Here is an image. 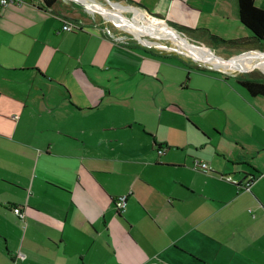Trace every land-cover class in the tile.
<instances>
[{"label":"crops","instance_id":"crops-1","mask_svg":"<svg viewBox=\"0 0 264 264\" xmlns=\"http://www.w3.org/2000/svg\"><path fill=\"white\" fill-rule=\"evenodd\" d=\"M153 27L179 45L153 50ZM241 78L264 81V41L238 0L6 7L0 264H264V96Z\"/></svg>","mask_w":264,"mask_h":264},{"label":"trees","instance_id":"trees-1","mask_svg":"<svg viewBox=\"0 0 264 264\" xmlns=\"http://www.w3.org/2000/svg\"><path fill=\"white\" fill-rule=\"evenodd\" d=\"M58 0H43L45 6L50 7ZM240 19L253 33L258 41H264V10L255 5V0H238ZM243 86L252 96H264V81L257 79H239Z\"/></svg>","mask_w":264,"mask_h":264},{"label":"built area","instance_id":"built-area-1","mask_svg":"<svg viewBox=\"0 0 264 264\" xmlns=\"http://www.w3.org/2000/svg\"><path fill=\"white\" fill-rule=\"evenodd\" d=\"M26 2V0H0V12H2L6 7L10 6V5H21L24 4ZM63 30L64 31H68V32H78L79 28L77 26L71 25V24H64L63 26ZM165 152V149H159L158 153L159 154H163ZM194 167L200 171H204V172H209L211 170V168L209 167V165L199 159H195L194 160ZM262 176L260 175V177H256L251 175L247 180H245L244 182H240L235 180L233 177L231 176H227L225 177V179L233 184H237L238 187L242 190H251V187L253 185V183L258 180L259 178H261ZM116 206L117 209L120 212L125 211L126 206H127V197H120L117 202H116ZM14 212L21 218L24 217V212L20 207H16L14 209ZM18 257L20 259H24L25 255L22 253L18 254Z\"/></svg>","mask_w":264,"mask_h":264},{"label":"rangeland","instance_id":"rangeland-1","mask_svg":"<svg viewBox=\"0 0 264 264\" xmlns=\"http://www.w3.org/2000/svg\"><path fill=\"white\" fill-rule=\"evenodd\" d=\"M153 26H155V25L153 24ZM143 27H146V25H144ZM156 28L157 27H153V33L147 32V34H144V33L141 34V36L142 35L151 36V37H147V38H149L150 41H153V43L150 45V47L153 48V50L165 52V49H164L165 46H168L170 48L174 46V44H172V42L178 43V45H179V36L174 34L170 29H168L166 27L163 28L164 30H161L160 27L158 29H156ZM189 49L191 51H193L194 53H196V51L193 50L192 48H189ZM190 59H191L190 61H192V58H190ZM168 61H177V60L169 59ZM189 67H191V66H189ZM192 69L193 70H191V71H195V69H202V68H198L194 64ZM217 84L218 83H216V82H214L212 80H206V79H202V81L200 82V85H205L207 87L215 86ZM217 94H218L217 95L218 99H220V101H222V102H228V101H232L233 100V94H227L224 91H218Z\"/></svg>","mask_w":264,"mask_h":264},{"label":"bare ground","instance_id":"bare-ground-1","mask_svg":"<svg viewBox=\"0 0 264 264\" xmlns=\"http://www.w3.org/2000/svg\"><path fill=\"white\" fill-rule=\"evenodd\" d=\"M154 19V18H153ZM173 32V31H172Z\"/></svg>","mask_w":264,"mask_h":264}]
</instances>
